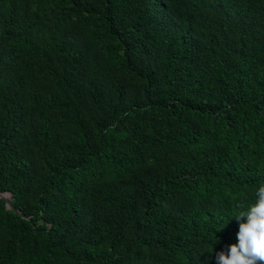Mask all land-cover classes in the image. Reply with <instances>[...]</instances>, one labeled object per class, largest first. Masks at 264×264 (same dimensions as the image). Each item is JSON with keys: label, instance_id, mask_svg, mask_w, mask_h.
Returning a JSON list of instances; mask_svg holds the SVG:
<instances>
[{"label": "trees", "instance_id": "16d2710c", "mask_svg": "<svg viewBox=\"0 0 264 264\" xmlns=\"http://www.w3.org/2000/svg\"><path fill=\"white\" fill-rule=\"evenodd\" d=\"M262 182L264 0H0V264H217Z\"/></svg>", "mask_w": 264, "mask_h": 264}, {"label": "clouds", "instance_id": "9594fccd", "mask_svg": "<svg viewBox=\"0 0 264 264\" xmlns=\"http://www.w3.org/2000/svg\"><path fill=\"white\" fill-rule=\"evenodd\" d=\"M233 218L239 223L238 243L216 253L217 264H264V182L255 191V202Z\"/></svg>", "mask_w": 264, "mask_h": 264}, {"label": "water", "instance_id": "95a60500", "mask_svg": "<svg viewBox=\"0 0 264 264\" xmlns=\"http://www.w3.org/2000/svg\"><path fill=\"white\" fill-rule=\"evenodd\" d=\"M7 193H9V195H7ZM10 196H11V192H9V191L0 192V197L4 198L5 204H6V206L8 208H12L13 207V205L11 203ZM23 216H25V215H23Z\"/></svg>", "mask_w": 264, "mask_h": 264}, {"label": "bare ground", "instance_id": "6f19581e", "mask_svg": "<svg viewBox=\"0 0 264 264\" xmlns=\"http://www.w3.org/2000/svg\"><path fill=\"white\" fill-rule=\"evenodd\" d=\"M7 195H9V194L7 193Z\"/></svg>", "mask_w": 264, "mask_h": 264}]
</instances>
